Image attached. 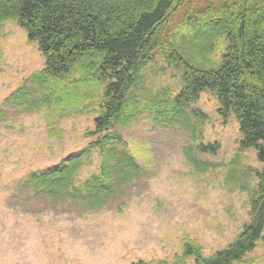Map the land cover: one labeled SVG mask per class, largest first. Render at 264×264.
<instances>
[{"label": "rangeland", "instance_id": "1", "mask_svg": "<svg viewBox=\"0 0 264 264\" xmlns=\"http://www.w3.org/2000/svg\"><path fill=\"white\" fill-rule=\"evenodd\" d=\"M211 18L194 22L189 40L177 39L185 62L207 71L218 70L228 52V15ZM45 65L38 43L17 22L0 27V264H195L185 255L189 244L210 257L233 243L250 222L263 164L254 150L241 149L239 124L221 118L215 94L203 93L188 108L176 105L184 67L163 59L138 74L132 106L109 129L107 150L130 153L137 175L120 189L104 183L105 193L115 194L95 207L85 191L57 197L23 185L68 158L83 162L78 185L101 173L100 152L90 149L100 138L90 134L101 99L79 111L59 108L56 98L81 76L44 86L33 77ZM202 144L220 149L203 153ZM239 264H264V240Z\"/></svg>", "mask_w": 264, "mask_h": 264}, {"label": "trees", "instance_id": "2", "mask_svg": "<svg viewBox=\"0 0 264 264\" xmlns=\"http://www.w3.org/2000/svg\"><path fill=\"white\" fill-rule=\"evenodd\" d=\"M203 2L206 8L201 11ZM223 14L228 15L229 27L222 66L207 71L186 63L177 39L189 40L187 31L194 22L205 23L208 17L213 21ZM8 22L24 28L45 58V68L33 79L56 87L64 85L65 78L81 76L56 98L59 108L79 111L91 99L102 102V114L95 118V131L90 134L100 137L90 149L100 152L101 173L78 185L76 171L83 162L68 158L60 166L34 173L23 185H35L57 197H83L85 191L95 207L115 194L105 193L104 183L119 184L120 189L122 182L137 175L140 167L130 153L107 150L109 129L132 106L129 93L138 74L163 59L184 67V86L176 105L188 108L203 93L215 94L221 118L227 122L234 117L239 124L241 149L254 150L263 164L257 172L250 222L233 243L210 257L189 244L185 255L193 256L195 264H239L257 249L264 240V0H0V27ZM96 77L97 81H89ZM219 149V144L198 147L213 154ZM114 173L117 177L111 179Z\"/></svg>", "mask_w": 264, "mask_h": 264}]
</instances>
